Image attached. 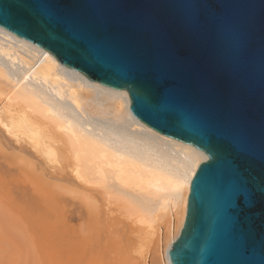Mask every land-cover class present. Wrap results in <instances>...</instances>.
Wrapping results in <instances>:
<instances>
[{
  "label": "water",
  "instance_id": "1",
  "mask_svg": "<svg viewBox=\"0 0 264 264\" xmlns=\"http://www.w3.org/2000/svg\"><path fill=\"white\" fill-rule=\"evenodd\" d=\"M0 27L206 154L171 264H264V0H0Z\"/></svg>",
  "mask_w": 264,
  "mask_h": 264
},
{
  "label": "bare ground",
  "instance_id": "2",
  "mask_svg": "<svg viewBox=\"0 0 264 264\" xmlns=\"http://www.w3.org/2000/svg\"><path fill=\"white\" fill-rule=\"evenodd\" d=\"M206 158L135 118L123 90L0 27L1 200L26 223L57 218L42 240L61 258L171 264L189 180Z\"/></svg>",
  "mask_w": 264,
  "mask_h": 264
},
{
  "label": "rangeland",
  "instance_id": "3",
  "mask_svg": "<svg viewBox=\"0 0 264 264\" xmlns=\"http://www.w3.org/2000/svg\"><path fill=\"white\" fill-rule=\"evenodd\" d=\"M6 207L0 196V264H77L70 258L71 254L60 257L63 248L52 247L48 241L42 240L45 235L42 228L55 225L57 218L52 217L47 224L43 221L26 223L27 215L17 217ZM75 222L77 220H72Z\"/></svg>",
  "mask_w": 264,
  "mask_h": 264
}]
</instances>
